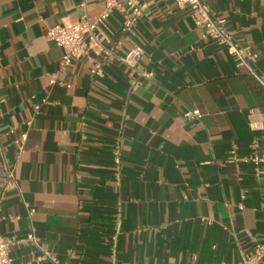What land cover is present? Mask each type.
Instances as JSON below:
<instances>
[{"label": "crops", "instance_id": "crops-1", "mask_svg": "<svg viewBox=\"0 0 264 264\" xmlns=\"http://www.w3.org/2000/svg\"><path fill=\"white\" fill-rule=\"evenodd\" d=\"M206 1L264 80V0ZM103 10L0 0V236L15 264H54L32 232L59 264H242L264 243V177L244 161L264 154V86L173 0H150L130 38L115 12L114 55L64 68L48 30ZM135 45L136 71L122 62Z\"/></svg>", "mask_w": 264, "mask_h": 264}, {"label": "built area", "instance_id": "built-area-1", "mask_svg": "<svg viewBox=\"0 0 264 264\" xmlns=\"http://www.w3.org/2000/svg\"><path fill=\"white\" fill-rule=\"evenodd\" d=\"M104 5V10L96 22H91L88 16L81 18L80 22L69 26H55L47 32V39L60 47L64 51L62 65L68 68L73 62L82 58L89 57L94 54L98 57H111L114 55L112 36L108 27L109 20L115 12L122 15V33L130 38L134 34V30L142 18L144 11L147 8V3L150 0H126L122 3L121 0H101ZM180 8H188L193 12L195 24L203 29L205 37L214 40L218 45L225 48L230 56L235 58L238 64L248 66L251 73L264 86V80L255 74L252 63L257 62L258 55L254 54L249 48L242 47L234 38L232 33L226 27V21L215 17L212 9L206 0H173ZM144 53L140 45H135L129 50L122 62L132 70H138L140 59ZM102 73V68L98 64L92 71V75L98 76ZM140 78L150 79L151 74L143 72L139 73ZM140 85V79L133 83V90ZM187 118H200L199 112H189L185 115ZM27 141V136L24 135L15 141L18 149L23 150V146ZM257 144L252 146V154L244 159L245 162L252 163L257 168V177H264V154H259ZM231 162H238V159L233 152L230 159ZM121 163L120 155L116 154V164ZM7 189L17 187V182L11 170H8L6 179ZM35 213L34 210L29 211L31 218ZM28 241L33 246L43 252L42 259L51 261L54 264L59 262L46 250H43L38 238L32 232L28 236ZM15 242L5 240L0 236V264H15L11 256V248ZM242 264H264V243L256 245L250 253L244 256Z\"/></svg>", "mask_w": 264, "mask_h": 264}]
</instances>
